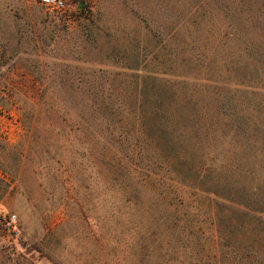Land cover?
<instances>
[{"label":"rangeland","instance_id":"obj_1","mask_svg":"<svg viewBox=\"0 0 264 264\" xmlns=\"http://www.w3.org/2000/svg\"><path fill=\"white\" fill-rule=\"evenodd\" d=\"M65 5L0 0V264H264V0Z\"/></svg>","mask_w":264,"mask_h":264},{"label":"trees","instance_id":"obj_2","mask_svg":"<svg viewBox=\"0 0 264 264\" xmlns=\"http://www.w3.org/2000/svg\"><path fill=\"white\" fill-rule=\"evenodd\" d=\"M142 119L141 116H139V119ZM142 125H145L144 128L147 129L146 127L147 124L142 122ZM164 131L170 135V140H174V138L172 137V133H174L176 135V124L170 123L167 124V126H164ZM177 141H179L180 143V137L176 138ZM135 144L137 143V141H134ZM181 147L179 149V152L176 156H172L171 158L164 159L165 163L164 165L169 163V167H171L173 164H175L176 162L179 161V163H181L182 165H191L192 163V159L190 157V155L187 153V151L182 147V143H180ZM155 147H157V144H155ZM154 155H152L151 158H153ZM174 157V158H173ZM152 160V159H151ZM154 161H159L161 162V157H156L154 158ZM158 162V163H159ZM187 185V184H186ZM190 187H192L191 185H188ZM195 188V187H193ZM226 190L223 191V194H220L222 196H218L217 201H221L222 204L227 205V211L229 213V215H237L239 217H245L248 215V211L252 210L250 208H248L246 202H243L240 198V191L236 186H231V188L228 189V186H225ZM197 189V188H195ZM229 206V207H228ZM234 208V209H233ZM3 217V214L0 213V219ZM258 220H261V224L264 227V208H260V216L258 218Z\"/></svg>","mask_w":264,"mask_h":264},{"label":"built area","instance_id":"obj_3","mask_svg":"<svg viewBox=\"0 0 264 264\" xmlns=\"http://www.w3.org/2000/svg\"><path fill=\"white\" fill-rule=\"evenodd\" d=\"M39 3L45 7L47 10L57 13L63 14L66 11L65 0H38ZM13 218L9 219L8 222H12Z\"/></svg>","mask_w":264,"mask_h":264}]
</instances>
